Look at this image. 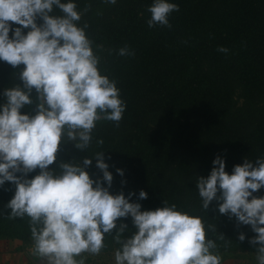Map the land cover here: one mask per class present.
I'll return each mask as SVG.
<instances>
[{"label":"trees","instance_id":"1","mask_svg":"<svg viewBox=\"0 0 264 264\" xmlns=\"http://www.w3.org/2000/svg\"><path fill=\"white\" fill-rule=\"evenodd\" d=\"M72 2L82 13L78 25H88L86 34L100 57V73L116 81L126 110L119 126L103 118L98 121L85 150L62 141L48 170L59 174L61 163L83 166L89 158L92 164L85 170L107 188L93 158L103 152L113 176L110 194L123 192L129 198L134 193L129 202L141 204V211L162 208L165 201L175 204L179 211L202 218L206 238L217 245L212 250L216 255L256 258L249 243L256 235L251 226L220 214V201L215 199L204 210L196 182L207 178L217 157L225 161L228 174L245 159L264 158V0H168L179 5L168 18L170 28H149L147 9L154 0H117L115 5L106 0ZM53 14L62 13L54 8ZM36 22L43 23L39 17ZM28 31L22 28L23 34ZM125 46L134 55H119ZM220 47L229 51L219 52ZM23 68L0 60V106L6 103L5 89L23 88L19 79ZM36 97L33 90L34 103L25 105L21 114L36 113ZM39 173L37 168L16 175L32 179ZM15 190L12 182L0 185V241L24 245L32 242L28 218H8L7 204ZM141 190L147 199H139ZM253 195L264 197V188ZM121 223L127 225L125 237L136 231L131 216L120 218L117 229ZM117 229L105 237L106 247L99 255L120 247L113 239ZM240 233L245 234L244 241L239 240Z\"/></svg>","mask_w":264,"mask_h":264},{"label":"clouds","instance_id":"2","mask_svg":"<svg viewBox=\"0 0 264 264\" xmlns=\"http://www.w3.org/2000/svg\"><path fill=\"white\" fill-rule=\"evenodd\" d=\"M106 2L115 5L117 0ZM54 8L62 14L54 15ZM147 11L151 14L149 28H170L168 18L179 11V5L154 0ZM81 16L72 0H0V60L13 68L24 65L19 73L23 88L5 89L6 103L0 106V185L8 181L16 186L7 204L8 218H28L30 254L47 264H85L86 254L98 256L106 247L105 237L117 229V221L129 216L136 231L125 237L127 225H119L113 237L120 245L114 252L115 264H221L212 251L217 245L206 238L200 216L181 212L166 201L162 208L141 211V204L129 202L134 193L129 198L123 192L110 194L113 176L103 152L93 158L107 188L85 170L92 164L89 158L83 166L61 163L59 174L48 170L62 141L85 150L98 121L103 118L119 126L126 110L116 81L100 73V57L86 34L88 25H78ZM38 17L43 21L40 25ZM12 24L22 27L13 30ZM22 28L30 31L25 35ZM218 51L229 50L220 47ZM119 55L134 53L125 46ZM33 90L36 113L21 114L25 105L34 103ZM213 165L207 178L199 177L196 182L202 208L207 210L215 199L220 201V214L251 226L256 235L249 243L255 247L257 264H264V197L253 195L264 188V158L245 159L234 166L232 174L225 171L220 157ZM37 168L40 173L32 179L16 175ZM139 199H147V193L141 190ZM238 238L244 241L246 237L240 233Z\"/></svg>","mask_w":264,"mask_h":264},{"label":"rangeland","instance_id":"3","mask_svg":"<svg viewBox=\"0 0 264 264\" xmlns=\"http://www.w3.org/2000/svg\"><path fill=\"white\" fill-rule=\"evenodd\" d=\"M23 246L19 241L1 240L0 264H33L27 259ZM114 252H111L110 255L102 254L98 256L86 254L85 264H115ZM218 256L221 258V264H257L255 257L248 256V258L241 255L234 257L229 254H220Z\"/></svg>","mask_w":264,"mask_h":264},{"label":"water","instance_id":"4","mask_svg":"<svg viewBox=\"0 0 264 264\" xmlns=\"http://www.w3.org/2000/svg\"><path fill=\"white\" fill-rule=\"evenodd\" d=\"M31 245H32V242L24 244L25 254L29 258V260L33 264H47L46 260H43V259L37 260V259H35L34 257L31 256V254H30Z\"/></svg>","mask_w":264,"mask_h":264},{"label":"flooded vegetation","instance_id":"5","mask_svg":"<svg viewBox=\"0 0 264 264\" xmlns=\"http://www.w3.org/2000/svg\"><path fill=\"white\" fill-rule=\"evenodd\" d=\"M28 258V257H27ZM29 259V258H28ZM30 261V260H29Z\"/></svg>","mask_w":264,"mask_h":264},{"label":"crops","instance_id":"6","mask_svg":"<svg viewBox=\"0 0 264 264\" xmlns=\"http://www.w3.org/2000/svg\"><path fill=\"white\" fill-rule=\"evenodd\" d=\"M249 258V257H248ZM251 259V258H250Z\"/></svg>","mask_w":264,"mask_h":264}]
</instances>
